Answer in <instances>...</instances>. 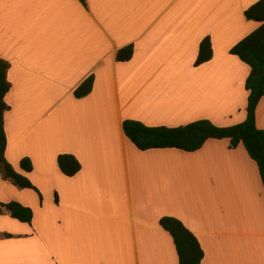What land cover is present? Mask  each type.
<instances>
[{
	"label": "crops",
	"instance_id": "obj_1",
	"mask_svg": "<svg viewBox=\"0 0 264 264\" xmlns=\"http://www.w3.org/2000/svg\"><path fill=\"white\" fill-rule=\"evenodd\" d=\"M256 1L0 0L5 158L35 188L0 176V201L33 213H0V264H178L164 216L195 235L200 264H264V186L241 142L140 150L122 128L242 122L250 67L230 49L260 25L244 16ZM205 37L212 56L196 65ZM89 75L91 92L76 98ZM255 123L264 128V96ZM61 153L80 162L73 176Z\"/></svg>",
	"mask_w": 264,
	"mask_h": 264
},
{
	"label": "trees",
	"instance_id": "obj_2",
	"mask_svg": "<svg viewBox=\"0 0 264 264\" xmlns=\"http://www.w3.org/2000/svg\"><path fill=\"white\" fill-rule=\"evenodd\" d=\"M81 1V0H80ZM248 20L260 22V25L247 36L237 42L230 52L238 56L249 65L250 73L245 80V88L248 91L246 117L242 122L230 126H217L207 119H199L176 127L147 126L139 121L124 120L122 124L125 135L140 150L150 148H178L184 151L199 149L208 138H228L230 147H235L241 142L248 155L253 159L259 170L264 186V128H258L255 123V111L257 104L264 96V0H257L244 11ZM211 53L205 59L204 53ZM133 54V45L129 44L120 48L116 54L117 61H127ZM212 56V48L209 37H205L199 44L198 55L195 61L199 65ZM9 63L0 58V113H2V126H0V176L19 189L34 188L30 180L17 172L5 158L6 135L4 131V113L9 108L4 100L5 94L10 88L7 79ZM93 76L86 77L73 91L76 98L88 95L93 86ZM57 164L61 172L67 176H73L81 168L80 162L71 154L61 153L57 156ZM20 167L24 171H31L32 165L28 158L20 160ZM0 213L9 215L21 222L30 223L33 213L30 207L11 200L0 201ZM159 224L167 230L173 238L178 255V264H200L203 250L195 237L181 221L171 216H164ZM181 225L186 236L181 245L175 243L172 231ZM172 230V231H170ZM9 236V235H7Z\"/></svg>",
	"mask_w": 264,
	"mask_h": 264
},
{
	"label": "snow or ice",
	"instance_id": "obj_3",
	"mask_svg": "<svg viewBox=\"0 0 264 264\" xmlns=\"http://www.w3.org/2000/svg\"><path fill=\"white\" fill-rule=\"evenodd\" d=\"M81 2H82V4L84 5L85 8H89V5L87 4V0H81ZM262 19H264V17H262ZM201 52L204 53V50L201 49ZM204 55H205V59H207L208 56L211 55V53H204ZM0 126H2V113H0ZM54 197H55V199L58 202L59 194L58 193H54ZM41 199H42V197H41ZM170 231H172V230H170ZM172 235L174 237L175 243L179 246V245H181L184 236H186V233L184 232V230H183L181 225H177L176 226V230L172 231Z\"/></svg>",
	"mask_w": 264,
	"mask_h": 264
}]
</instances>
